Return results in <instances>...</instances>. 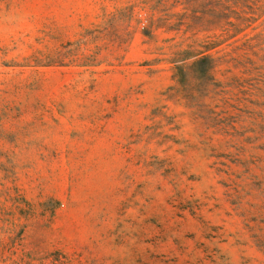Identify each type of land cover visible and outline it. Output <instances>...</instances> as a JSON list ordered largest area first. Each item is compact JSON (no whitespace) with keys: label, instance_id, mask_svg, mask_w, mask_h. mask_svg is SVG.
I'll list each match as a JSON object with an SVG mask.
<instances>
[{"label":"rangeland","instance_id":"374dc122","mask_svg":"<svg viewBox=\"0 0 264 264\" xmlns=\"http://www.w3.org/2000/svg\"><path fill=\"white\" fill-rule=\"evenodd\" d=\"M0 264H264V0H0Z\"/></svg>","mask_w":264,"mask_h":264},{"label":"trees","instance_id":"16d2710c","mask_svg":"<svg viewBox=\"0 0 264 264\" xmlns=\"http://www.w3.org/2000/svg\"><path fill=\"white\" fill-rule=\"evenodd\" d=\"M228 9V13L231 12V9L230 8H227ZM229 15V14H228ZM236 19H240V20H243L241 18H236ZM247 21H249L247 19ZM230 27H231V31H233V33L231 34H228V38H231V37H235L238 33H240L241 31H243V29H240L238 24L234 23V22H230L228 21L227 22ZM248 26V24H247ZM230 31V30H229ZM228 31V32H229ZM218 44H216L215 42H212V43H208L207 45L204 46V49L205 51H211L212 49H214ZM181 56H183L184 58H180V59H186V57H190L191 54H189V52L187 51H182L180 53ZM205 62V70L203 69V71L205 72H211L212 69L214 68L215 64H214V59L213 57L211 56V54L209 53H203L201 52V56H199V58H197L190 66L191 67H194L196 69V67L200 64V62ZM186 65L185 64H178L175 66V70L177 72V74H183V71L185 69Z\"/></svg>","mask_w":264,"mask_h":264}]
</instances>
